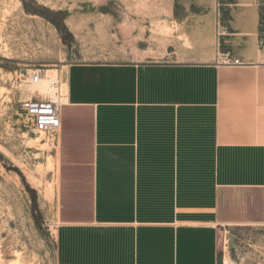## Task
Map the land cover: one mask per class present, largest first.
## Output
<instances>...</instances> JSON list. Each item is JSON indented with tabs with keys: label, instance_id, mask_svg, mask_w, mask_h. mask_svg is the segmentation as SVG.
I'll use <instances>...</instances> for the list:
<instances>
[{
	"label": "crops",
	"instance_id": "1",
	"mask_svg": "<svg viewBox=\"0 0 264 264\" xmlns=\"http://www.w3.org/2000/svg\"><path fill=\"white\" fill-rule=\"evenodd\" d=\"M227 6L208 61L56 70L53 264H228L264 233V0Z\"/></svg>",
	"mask_w": 264,
	"mask_h": 264
},
{
	"label": "rangeland",
	"instance_id": "2",
	"mask_svg": "<svg viewBox=\"0 0 264 264\" xmlns=\"http://www.w3.org/2000/svg\"><path fill=\"white\" fill-rule=\"evenodd\" d=\"M230 1L0 0V264H53L56 244L54 139L27 121L24 103L39 98L20 84L39 72L61 84L56 70L70 62L202 61L196 29L213 15L199 47L217 49ZM226 262L264 264V233Z\"/></svg>",
	"mask_w": 264,
	"mask_h": 264
},
{
	"label": "built area",
	"instance_id": "3",
	"mask_svg": "<svg viewBox=\"0 0 264 264\" xmlns=\"http://www.w3.org/2000/svg\"><path fill=\"white\" fill-rule=\"evenodd\" d=\"M259 45L264 46V40H259ZM229 65L238 66V61L226 62ZM40 78V74L33 76V82L36 83ZM55 91L56 100H41L31 99L24 103V113L28 122L33 126V129L38 133H43L49 137L53 135L60 128V108L62 106V98L60 96L61 90L58 81L52 83Z\"/></svg>",
	"mask_w": 264,
	"mask_h": 264
},
{
	"label": "bare ground",
	"instance_id": "4",
	"mask_svg": "<svg viewBox=\"0 0 264 264\" xmlns=\"http://www.w3.org/2000/svg\"><path fill=\"white\" fill-rule=\"evenodd\" d=\"M183 44L185 46L190 45V42L186 37H183ZM210 58L211 57H209V55H205L201 57V60L208 61L210 60ZM262 59L264 60V56L262 57ZM33 76L34 75H30V77L27 78L26 81H23L20 84L19 90L21 94L24 96H31V97L33 95H37L38 98L41 100L46 99V98H49V99L53 98L55 96V92L52 87V83L54 82V77H55L54 74H51L49 77L41 74L39 80L36 83L33 82ZM40 134L42 135L43 133H40Z\"/></svg>",
	"mask_w": 264,
	"mask_h": 264
},
{
	"label": "water",
	"instance_id": "5",
	"mask_svg": "<svg viewBox=\"0 0 264 264\" xmlns=\"http://www.w3.org/2000/svg\"><path fill=\"white\" fill-rule=\"evenodd\" d=\"M217 264H222L221 256L218 257V259H217Z\"/></svg>",
	"mask_w": 264,
	"mask_h": 264
},
{
	"label": "trees",
	"instance_id": "6",
	"mask_svg": "<svg viewBox=\"0 0 264 264\" xmlns=\"http://www.w3.org/2000/svg\"><path fill=\"white\" fill-rule=\"evenodd\" d=\"M69 35V34H68ZM63 42L65 43V44H67V40L65 39V38H63Z\"/></svg>",
	"mask_w": 264,
	"mask_h": 264
}]
</instances>
